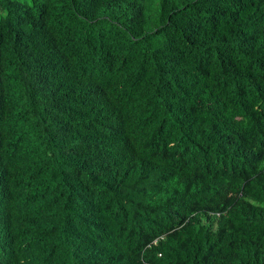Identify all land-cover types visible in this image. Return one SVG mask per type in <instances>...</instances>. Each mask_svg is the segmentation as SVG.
Returning <instances> with one entry per match:
<instances>
[{"label": "trees", "instance_id": "trees-1", "mask_svg": "<svg viewBox=\"0 0 264 264\" xmlns=\"http://www.w3.org/2000/svg\"><path fill=\"white\" fill-rule=\"evenodd\" d=\"M0 264H264V0H0Z\"/></svg>", "mask_w": 264, "mask_h": 264}]
</instances>
